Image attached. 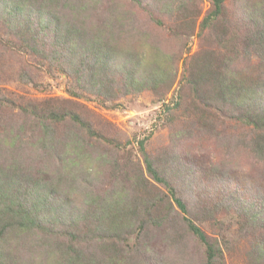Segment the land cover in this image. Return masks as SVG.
<instances>
[{
	"label": "rangeland",
	"instance_id": "rangeland-1",
	"mask_svg": "<svg viewBox=\"0 0 264 264\" xmlns=\"http://www.w3.org/2000/svg\"><path fill=\"white\" fill-rule=\"evenodd\" d=\"M171 1L170 10H162L158 0L45 1L64 20L82 29L105 28L113 33L121 51L145 55L151 66L157 54L161 67L171 70L166 81L129 91L125 79L118 77L111 94L91 92L86 82L78 80L76 72L81 67L72 69L65 57L27 53L22 41L0 25V94L9 100L0 107V164L20 156L28 174L56 178L57 193L52 196L61 201L67 214L56 224L64 235L20 234L22 240L14 250L17 264H69L65 252L70 254V246L82 250L85 264H204V245L181 224V215L172 214L171 225L168 221L158 226L151 223L158 210L151 216L136 211L142 192L145 196L149 189L168 192L150 176L145 153L156 168L168 172L186 201L207 206L221 203L225 211L217 215L220 223L196 221L221 242L225 264H258L256 246L264 239V213L250 229L245 222L252 221L244 209L239 218L234 209H226L225 201L241 199L255 209L264 202V155L256 150L262 131L221 102L211 90L214 79L200 92L194 91L189 73L195 57L209 55L214 65H220V60L235 54L239 56L234 63L239 81L247 75L256 77L261 71L259 57L247 59L242 47L239 53L226 51L215 37L224 29L220 20L212 28L201 29L212 0H185L191 1L186 4L191 12L181 8L182 0ZM250 1L226 0L227 15L245 17L244 6ZM87 2L89 10L80 11ZM196 9L201 10V18L195 24L180 20L179 15L193 17ZM118 15L126 18L123 27L116 21ZM230 26L226 30H233ZM207 95L209 101L204 100ZM202 103L207 104L204 114L199 109ZM21 107L37 108L41 114L76 113L96 135L66 119L48 124L50 134L45 138L41 129L45 126H37L38 121ZM204 116L210 121L207 126L200 122ZM12 138L17 139L10 147ZM71 158L77 163L72 164ZM61 176L62 182L58 181ZM144 178L150 180L146 189L137 183ZM116 201L119 212L108 208ZM115 220L125 226L120 237L97 230V225L105 228ZM70 232L80 238L72 242Z\"/></svg>",
	"mask_w": 264,
	"mask_h": 264
},
{
	"label": "trees",
	"instance_id": "trees-1",
	"mask_svg": "<svg viewBox=\"0 0 264 264\" xmlns=\"http://www.w3.org/2000/svg\"><path fill=\"white\" fill-rule=\"evenodd\" d=\"M45 1L0 0V25H4L9 33L13 32L22 41L21 45L27 53L51 59L65 57L66 64L72 69L75 68V65H79L81 68L76 72V74H80L78 80L86 82L91 92L104 94V91H107L108 94H111L114 85L118 82V77L125 79V88L126 91H129V89H142L150 83L156 86L171 76L170 69L161 67V57L157 54L152 58L154 65L151 66V63L144 59L145 55L139 56L133 52L121 51L113 33L111 35L105 28L101 29L100 27L98 30L96 29L99 26L95 30L79 28L64 20L56 12L49 10ZM49 1L53 4L57 2V0ZM158 1H162L161 7L165 8L162 10L171 9V0H167L170 1V6L166 1ZM191 1L182 0L181 2L185 4H182L181 8L191 12L190 7L188 8L186 5ZM225 2L226 0H212V9L201 19V29L206 25L212 28L214 21H222L224 29L215 36L218 43L230 52L239 53V48L242 47L241 51L245 52L247 59H250L252 55L258 56L257 67L261 71L258 70L256 77L252 76L251 78L247 75L238 81V74L234 68L235 60L239 58L238 55L231 54L225 57L220 60V65H214L212 57L209 55L199 56L192 60L190 67L191 86L194 91L200 92L203 85L210 84V79H214L211 90L217 94L221 102L232 110L239 111L241 118L262 131L257 139L256 150L259 155H264V0H251L248 5L244 6L246 16L240 18H237L235 14L227 15ZM83 4L80 11L89 10V2ZM195 11L193 17H190L189 14L183 17L179 15L180 20L183 23L190 21L195 24L201 18V10L196 9ZM99 18H102V15ZM125 19V16L118 15L116 21L123 27ZM155 19L160 24L162 23L159 18ZM227 25H231L230 28L233 30H226L229 29L226 27ZM48 36L51 41L46 42ZM234 41L235 44H233ZM150 68H152L151 71H149ZM204 100L209 101V95L205 96ZM8 101L5 96L0 94V107ZM204 105L207 104L202 103L199 108L202 113ZM21 108L38 121L37 126H45L41 128L45 138H48L46 136L50 134L48 124L53 120L55 122L66 119H70L83 129L86 128L90 134L96 135L95 130L76 113L41 114L37 108L35 110ZM200 122L205 126L210 124L205 116ZM16 139L12 138V142L9 143L10 147L15 145ZM2 144V140H0V147ZM62 148L64 146H61ZM77 154L79 153L77 152ZM69 161L72 164L77 163L75 158H71ZM145 162L150 176L157 183L166 187L168 192L165 190L164 192H154L149 189L147 196L142 192L141 204L136 208V211L139 209V213L151 216L154 210H158V215L151 222L158 226L168 221L171 225L172 214L181 215V224H184L204 245V264H225L224 248L221 242L218 241V238L208 235L197 223V221L220 223L217 215L222 210L225 211L220 206L221 203L207 206L186 201L178 186L172 184V178L168 176V172L165 169L156 168L154 160L148 153H145ZM66 175L73 177L68 172ZM63 178L61 176L58 181L62 182ZM55 180L54 177L47 180L43 176L28 174L26 164L22 162L20 156L7 159V164L4 166L0 164V264H17L14 250L19 247L18 244L22 240L20 234L25 235L33 231L46 232L54 236L65 234L56 228V224L62 221L63 216H67V214L66 209H61V201L52 196L57 193ZM137 183L146 189L150 185V180L144 178L141 183ZM133 185L135 186L134 182ZM119 197L122 198L123 195L121 194ZM225 202L229 207L226 209H234L239 218H242L241 209H244V214H248L252 221H250L251 224L249 221L245 222L246 227H250V229L252 223L256 224L260 220L259 214L264 213V202L258 206L259 209L252 207L253 204L232 197H229ZM116 206H120V202L116 201L114 206L109 205L108 208L116 209L119 212L121 208ZM110 216L112 219H118L114 213H110ZM174 220L173 215L172 221ZM133 226L134 223H130V227ZM121 227L125 229L122 222L117 224L115 220V223L107 224L105 228L102 225H97V230L105 236L120 237L123 232ZM71 234L72 242L80 238L79 234L73 232ZM55 243L58 246L57 241ZM64 246L65 243L61 248ZM70 250V254L65 252L66 256H69V264H85L87 262V260H83L81 249L70 246ZM256 251L258 264H264L263 238L257 244Z\"/></svg>",
	"mask_w": 264,
	"mask_h": 264
}]
</instances>
